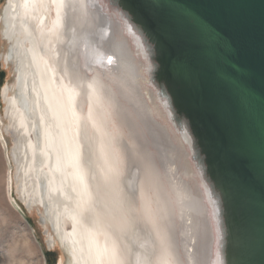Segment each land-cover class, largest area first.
Wrapping results in <instances>:
<instances>
[{
  "label": "bare ground",
  "instance_id": "6f19581e",
  "mask_svg": "<svg viewBox=\"0 0 264 264\" xmlns=\"http://www.w3.org/2000/svg\"><path fill=\"white\" fill-rule=\"evenodd\" d=\"M0 22L9 162L49 248L66 264H211L204 191L121 58L115 16L96 0H6Z\"/></svg>",
  "mask_w": 264,
  "mask_h": 264
},
{
  "label": "water",
  "instance_id": "95a60500",
  "mask_svg": "<svg viewBox=\"0 0 264 264\" xmlns=\"http://www.w3.org/2000/svg\"><path fill=\"white\" fill-rule=\"evenodd\" d=\"M96 1L204 191L211 264H264V0Z\"/></svg>",
  "mask_w": 264,
  "mask_h": 264
},
{
  "label": "rangeland",
  "instance_id": "374dc122",
  "mask_svg": "<svg viewBox=\"0 0 264 264\" xmlns=\"http://www.w3.org/2000/svg\"><path fill=\"white\" fill-rule=\"evenodd\" d=\"M6 0H0V12ZM0 22V96L8 85H14L13 65L5 64L3 55L7 43L1 33ZM4 105L0 97V264H66L64 250L55 244L49 248L52 233L49 225H43L36 208L29 210L22 202L13 178V165L8 154L13 147V137L6 132ZM4 141V142H3ZM12 173V186H8Z\"/></svg>",
  "mask_w": 264,
  "mask_h": 264
}]
</instances>
